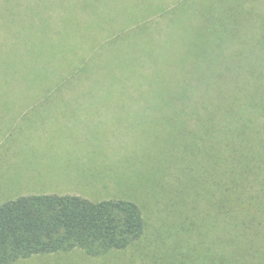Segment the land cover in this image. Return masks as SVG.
I'll use <instances>...</instances> for the list:
<instances>
[{"label": "trees", "instance_id": "16d2710c", "mask_svg": "<svg viewBox=\"0 0 264 264\" xmlns=\"http://www.w3.org/2000/svg\"><path fill=\"white\" fill-rule=\"evenodd\" d=\"M22 1L0 2V26L7 35L0 45L1 86L10 82L4 73H11L16 83L25 80L41 90L29 94L36 99L52 97L63 87L82 92L106 83L128 89L112 95L113 100L201 99L208 137L202 150L196 134L194 152L204 155L205 165L199 161L202 179L214 219L220 216L221 234L204 242L198 234L196 247L203 244L202 254L179 264L196 259L198 264H264V136L259 131L264 126L257 119L264 117V8L258 0H179L164 24L168 34L157 46L130 39L139 38L140 30L145 34L146 22L165 13V5L155 13L151 4L148 12L146 0H141V16L133 19L143 25L131 28L117 15L122 11L130 17L133 12L113 0H45L44 10L58 13V25ZM109 8L112 14L106 20ZM193 11L199 19L188 27L184 17ZM30 13L40 21L34 44ZM37 47L44 53L31 56ZM117 68L122 74L115 73ZM94 69L98 75L93 79ZM184 149L188 156L191 150ZM190 179L198 192L200 177L194 173ZM143 231L141 211L128 200L22 195L0 205V264L74 249L101 256L126 249Z\"/></svg>", "mask_w": 264, "mask_h": 264}, {"label": "rangeland", "instance_id": "374dc122", "mask_svg": "<svg viewBox=\"0 0 264 264\" xmlns=\"http://www.w3.org/2000/svg\"><path fill=\"white\" fill-rule=\"evenodd\" d=\"M178 1L146 0L148 12L152 4L155 13L159 10L158 7L165 5V13H157L150 17V21L145 24L147 32L144 34L145 31L140 30L139 38L133 37L130 42L135 39H144L147 44L157 46V42L165 40L162 38L166 32L168 34V31L164 24L171 19ZM254 1L252 0L251 3L253 4ZM27 2L29 6L33 5L36 14L39 12L40 18L45 17L46 14L51 17L54 25H58V13L46 12L43 7L45 0H23L22 4L27 5ZM140 2L141 0H113L112 4L115 6L123 7L124 4L129 12H133L129 17L121 11L117 15V20L125 22L131 28L143 25L133 19V16L137 18ZM256 4L264 8V0H258ZM39 5L42 8H39ZM109 10L110 8L104 18L106 20L111 18L112 12ZM190 12L187 13L186 18L184 17L188 27L199 19L194 11L191 15ZM138 14L141 16L140 13ZM15 18L20 17L15 16ZM30 19L33 26L29 29L31 35L33 34L30 41L34 44L40 37L35 29L40 25V21L32 13H30ZM1 21L0 15V23ZM5 35L0 26V45ZM151 40L155 41V44H151ZM180 45H182L181 41ZM172 48L176 49L174 46ZM44 51L41 47L31 49V56H40ZM25 60L28 59L25 58ZM262 64L261 59L256 66L258 70L262 68ZM95 70L92 72L93 79L98 75ZM2 73L0 68V80ZM115 73L122 74L119 68L115 70ZM4 75L10 82L3 87L0 84V205L22 196L23 192L31 194L43 190L55 191L62 182L67 183L62 185H70V180L66 179L53 177L43 180L40 167L52 166L57 162V156L52 154L51 136L48 138L46 132L39 128L40 124L48 123L50 120H42L33 113H26L20 119L16 116V112L24 108L18 107L19 104L15 103L16 101L86 99L112 102V95L128 90L121 85L119 87L110 83L98 85L99 87L94 89H83L82 92L63 87L52 97L36 99L29 94L33 90V94L41 93L39 88L35 90L25 80L22 83H16L11 73L9 75L4 73ZM24 75L27 76L26 73ZM221 86L219 84L217 87ZM202 87L205 88V85L202 84ZM212 90L216 91L215 88ZM6 91L9 95L4 97L3 94ZM68 92L71 93L69 96H67ZM19 95L23 97H17ZM162 101L126 99L122 101L123 103L116 104H130L135 107H121L123 113H119L117 117L89 120L100 125V129L94 134L98 136L95 137L99 141L96 144L88 143L90 149L88 156H76L75 159H84L85 170L89 169L90 172L92 169L99 170V172L89 173L88 178L76 180L85 191L81 197L89 200L98 199V202L99 200H128L139 207L144 223V231L139 239L124 250L112 251L101 256L91 257L79 249H74L69 252L34 256L14 264H179L180 260L187 261L192 254L195 256L202 254L201 245L203 244L196 247L199 237L204 242L210 236L221 234L220 216L217 214V220L214 219L212 198L202 179L204 166H201L199 161H204V155L195 156L194 152V148L198 150L195 144L196 134H199L197 144L202 150L208 137L205 106L201 99H196L195 102L194 100L186 102L165 99ZM104 104L114 105L109 102ZM257 119L260 126H264V117L259 116ZM28 126L35 128V132L30 136L27 132H22L24 129L30 130ZM259 131L264 136V130ZM92 138L93 136L86 140ZM185 147L191 150L188 156L184 151ZM202 164L205 165V161ZM194 173L198 179L200 177V180L196 181L198 192L193 189L195 182L190 179ZM85 185L92 186L85 187ZM95 191L100 194L94 193ZM200 226L201 230L198 233ZM198 234L199 237H197ZM197 260H194L195 264H198Z\"/></svg>", "mask_w": 264, "mask_h": 264}, {"label": "crops", "instance_id": "0c3cea01", "mask_svg": "<svg viewBox=\"0 0 264 264\" xmlns=\"http://www.w3.org/2000/svg\"><path fill=\"white\" fill-rule=\"evenodd\" d=\"M123 100H18L15 103L18 107L24 109L16 112V116L22 119V115L33 113L42 120H50L45 124H40L39 128L46 132L48 138L51 136L52 154L57 156L56 164L52 166L43 165L42 177L43 180H49L53 177L58 179L70 180V185L62 182L61 186L55 191L43 190L41 192L21 193L22 195H74L81 196L84 194L83 186L76 180L90 177L89 173L99 172V170L84 169V159H76V156H88L90 152L88 143L96 144L99 140L94 135L98 131L99 124L89 120H106L110 117H117L119 113H123L121 107H135V105L116 104ZM106 102L114 103V105L104 104ZM28 103V104H23ZM123 103V102H122ZM32 108V109H31ZM35 109V110H33ZM130 111V110H129ZM127 113V110H126ZM30 130L24 129L22 132H27L32 135L35 128L28 126ZM93 136L92 139L86 140ZM96 136V137H95ZM100 136V135H99ZM68 161V162H66ZM42 179V178H41ZM73 180V181H72ZM49 183V182H48ZM57 185V184H54ZM92 185H85L90 187ZM94 193L100 194L98 191ZM87 199V198H85ZM89 200V199H88ZM98 199L89 200L98 202ZM100 201V200H99ZM103 201V200H101Z\"/></svg>", "mask_w": 264, "mask_h": 264}]
</instances>
